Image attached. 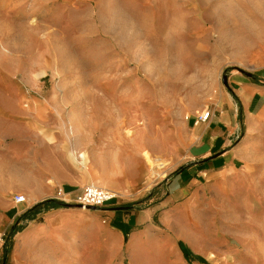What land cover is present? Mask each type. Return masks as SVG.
Returning <instances> with one entry per match:
<instances>
[{"label":"crops","instance_id":"0c3cea01","mask_svg":"<svg viewBox=\"0 0 264 264\" xmlns=\"http://www.w3.org/2000/svg\"><path fill=\"white\" fill-rule=\"evenodd\" d=\"M244 71L226 75L202 110L206 121L195 111L176 132L162 121L108 138L73 117L62 89L43 97L41 87H17L25 109L0 112V264H171L168 252L186 264L183 235L218 236L205 221L258 213L264 55ZM144 153L165 165L154 171ZM87 185L116 197L82 208L75 199ZM17 194L24 202H14Z\"/></svg>","mask_w":264,"mask_h":264},{"label":"rangeland","instance_id":"374dc122","mask_svg":"<svg viewBox=\"0 0 264 264\" xmlns=\"http://www.w3.org/2000/svg\"><path fill=\"white\" fill-rule=\"evenodd\" d=\"M263 55L264 0H0V112L25 109L17 87L43 97L58 87L73 117L106 138L162 121L176 132L223 76ZM144 155L154 171L165 165ZM233 216L204 222L218 236L183 235L185 263L264 264V203Z\"/></svg>","mask_w":264,"mask_h":264},{"label":"built area","instance_id":"2783aa9c","mask_svg":"<svg viewBox=\"0 0 264 264\" xmlns=\"http://www.w3.org/2000/svg\"><path fill=\"white\" fill-rule=\"evenodd\" d=\"M208 116V111H202L196 117L198 121H206ZM115 197L116 194L108 189L95 185H87L83 188L82 193L75 199V203L82 208L90 206L100 208ZM13 200L15 203H22L24 202L25 197L22 194H17L14 196Z\"/></svg>","mask_w":264,"mask_h":264},{"label":"trees","instance_id":"16d2710c","mask_svg":"<svg viewBox=\"0 0 264 264\" xmlns=\"http://www.w3.org/2000/svg\"><path fill=\"white\" fill-rule=\"evenodd\" d=\"M44 204H52V205H54V206H64L65 204H63L62 202H58V201H53V200H46V201H44L43 202ZM13 233H14V231L13 230H10L9 231V236H12L13 235ZM7 249L5 248V251H6Z\"/></svg>","mask_w":264,"mask_h":264},{"label":"water","instance_id":"95a60500","mask_svg":"<svg viewBox=\"0 0 264 264\" xmlns=\"http://www.w3.org/2000/svg\"><path fill=\"white\" fill-rule=\"evenodd\" d=\"M238 71H240V72H244V73H246L245 71H243V70H238ZM222 82L224 83V85H226L227 84V76L225 75V76H223V78H222ZM78 205V204H77ZM78 206H80V205H78ZM88 208H97V207H94V206H90V207H88Z\"/></svg>","mask_w":264,"mask_h":264},{"label":"bare ground","instance_id":"6f19581e","mask_svg":"<svg viewBox=\"0 0 264 264\" xmlns=\"http://www.w3.org/2000/svg\"><path fill=\"white\" fill-rule=\"evenodd\" d=\"M111 191V190H110ZM113 192V191H112ZM114 193V192H113Z\"/></svg>","mask_w":264,"mask_h":264}]
</instances>
